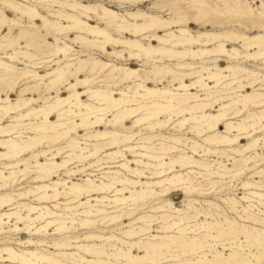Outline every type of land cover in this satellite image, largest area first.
Listing matches in <instances>:
<instances>
[{
	"label": "rangeland",
	"instance_id": "obj_1",
	"mask_svg": "<svg viewBox=\"0 0 264 264\" xmlns=\"http://www.w3.org/2000/svg\"><path fill=\"white\" fill-rule=\"evenodd\" d=\"M5 1L7 0H4V2ZM18 1L27 5H38V9L50 19L57 18L56 13H59L58 11L61 9L72 11L71 8H63L61 7V5L53 1H46L42 3H38L39 1L36 0ZM78 1H82L85 4L101 3L100 0ZM103 1L107 6L124 16H128V13L130 12L142 11L149 15L159 16L168 20L180 19V22L177 23L178 25L172 28L173 30H177L180 26L188 24L192 32L195 34L203 31L221 33L229 32L231 34L230 36L234 38L227 41V45L229 46V48L236 47L238 51L242 52V55H246L244 57L237 58L225 53H215L214 55L210 56L205 53L201 55V57L192 58V56L189 55L186 57H179L172 56L170 55V53H166L164 55L154 51H150L147 53L143 51L142 53L145 54H143L141 58L134 56L121 57L120 55H116L112 52L124 50L123 46L108 44L105 45V47L107 48L106 50H104L102 44L92 43L91 41L95 38L92 34L85 31L80 32L78 30L54 29V27L50 25H44L41 19H37L36 24H33L32 22H30L28 17H22L14 11L8 10L4 6L3 0H1L0 10L6 11L7 15L10 18L18 19L19 22L23 25H12V23L9 21H7L8 24L6 23L2 27L0 25V74L5 75L6 73V81L4 80L3 82H0V98H4L6 93H8L11 103H21L22 98L29 99L31 97L37 98V101L29 104V106H26L24 108H19L18 110H16V113L12 114L11 116L4 115L3 112H0V126L16 123V116L21 113H26V111L30 108L49 104L50 102L57 99L58 96H68L69 94H72L73 88H68L69 84H67L66 81L56 84L55 86H53V88H49L52 87L49 84L51 77L37 79L33 76V74L37 72L41 75H44L58 69L59 67L64 66V64L66 65V63H75L78 61V59H96L98 60L99 64L93 71H89L86 68L75 71V66H71L69 71L70 74H73L69 76V81L76 83V77H78L80 78V82L77 85L78 90L87 91L88 89H95L102 92L114 91L116 93L114 94L116 98L122 97L119 92L120 90H125L129 93V95H132L136 86L135 84L137 82H142L144 83V85H147L150 88H158L161 90L182 93L183 90L177 88L179 85V80L174 79L175 74L173 73H190L192 71L200 70L201 66L213 67L214 65H219L220 67L228 65H239L246 68L247 70L256 72L258 75H252L247 78H241L238 73L233 71H226L224 74L228 75L229 78H232L234 75H236L238 76V79H242V83L249 86L244 88L243 91H239L240 93H245V91L251 92L252 88L254 89L255 87L259 88L256 90L257 92L264 93V58L261 56L258 57V55L254 53L256 49L255 47H244L242 45V42L240 40L236 41L234 37V34L253 36L256 33L263 32L264 27L261 25H264V15L249 16L230 12L228 11L230 9V5L224 4L222 0H206L208 6H211L215 9L211 11L209 9L206 14L199 13L196 8L189 6L181 0ZM238 6L242 8H248L249 6L251 9L264 11V0H239ZM49 10L52 11L49 12ZM85 19L90 21V23L92 24H99L102 27L105 26V23L94 14H90V16L86 17ZM145 19H149V16L142 20ZM62 22L68 23V20L66 21V19H62ZM22 29H24L23 33L26 32L25 34H23L24 36L21 34ZM150 32H157L158 34L163 35L166 33V30L162 27H157L151 29ZM111 33L113 36H121L127 39L139 40L145 47L159 46L157 40L149 41L147 40V38H141L142 35H132L129 31L118 32L116 30H111ZM78 35L84 37L77 38ZM45 40L50 42L51 45L48 46L44 44ZM215 46L216 44H194L192 47L194 50H197L201 48H213ZM58 47L60 48L59 51L57 50ZM167 47H171V45L169 44L167 45ZM176 49H183V47L177 46ZM250 51L255 55L251 54ZM156 53L157 55H155ZM181 64H192L196 68H182L180 66ZM125 66L140 69L139 74L141 77L132 76L131 78L129 77L120 81L125 77ZM12 69H14V71ZM4 70H7L8 72H5ZM197 74L198 73L186 75L185 81L188 84L192 83L196 80L195 76ZM204 75L207 76L205 82H208V84L213 85L216 82H214L211 78H208V73L206 71H204ZM242 75L245 77L248 76V74H246L245 72ZM86 79L89 81L83 82V80ZM250 83L252 84L251 86ZM215 90L216 88L208 90L205 89V87L197 85L192 91L198 92L199 94L201 93L200 97L205 98L211 97V91ZM139 92L144 91L139 90ZM90 95L91 93L87 91L82 95V100L86 103L97 105V100L90 97ZM170 99V97L167 98V100ZM161 102L163 104L171 103V105L173 106H168L169 108L167 109V111L165 110L160 113L159 116L152 117V120L149 118L140 121L139 123L134 122L136 118L140 117L145 112L141 109V111H139L135 116L124 121L123 124L121 122L110 123L109 119L113 118L117 111L124 107L120 109H109L103 114L104 119L97 127H94L93 125H80L81 127L78 126L75 130H72V132L68 135V137L66 136L65 139L61 134V136H59L60 139L58 138L57 140H50L48 142L49 144H47L46 142L39 144L38 149L49 150L47 152V154L49 153L48 156H51L53 153H58L56 159L61 162L63 159H67L66 156L70 151V146L67 145L68 142L72 139H75L80 143L79 148L76 149V155L78 157H74V159H72L64 169L56 171L54 176H51L49 179L46 178L45 181L35 180V172L33 171L34 167H30L27 170V173L26 171L16 173L15 181H12L13 179H9L7 180V185H2L3 182H0V185H2V187H0V194H16L15 197L19 202H25L34 205H44L39 203L38 200L35 199V192L28 193V195H23L21 197H18L17 194L26 192L30 189L35 190L36 186L39 184H46L50 182L52 183L56 180H67L69 181V185H71L73 182L86 184V178L90 177L92 179H95L96 183H100L101 180L104 181L106 179V175L107 177H109L108 175L113 176L115 174V170L120 171V173L116 175L120 178H139L143 181L163 180L165 178L172 177L173 174L181 173V178L184 182L182 181L180 184H173L169 181H165L162 185H153V197L144 198L138 195V191H140L141 188L145 187H142L141 185L134 187L132 185L130 186L125 184V186L128 187V189L126 190V196L130 195V190H132L134 192V198H131L125 204L120 205V209L116 208L115 203L112 200L110 201L106 199L104 203L99 200L91 201V205H93V207H89L87 209H92L95 212L97 208H104L107 210V212L96 213L93 217H91L94 220V223H91L90 225H88V227L81 228L82 226L79 225L81 218L85 217L78 214L79 211L83 210L82 206H79L78 211H74L75 215H73V220H75L74 227L78 228L73 230L72 232L53 235L52 233L54 232L55 228L53 226L49 228L50 230L48 229L47 231L41 232L42 234L45 233V235H41L40 233L39 235L31 236L28 233H24L25 230L19 232H4L0 234V238H3L0 241L5 240L6 242L1 243L0 247L4 245L22 247L21 245H18V241L25 240L29 237L45 240L48 242V244L52 243L53 241H65L71 239L73 247L70 249L60 250L55 248L54 246L51 247V245L49 247L47 245L42 247L39 246L38 249L44 253H48L50 255H54L57 258H60L61 261L66 264H80L79 261L72 262V258H74V256L69 254L60 255L58 253L61 251H77L81 254H85L83 253L84 251L82 249L75 246L76 244H78V242L79 244H103V246L101 245V247H103V249L107 252H116L117 248L125 249L128 247L129 243L123 244L122 242H118L117 240H115V238H122L126 241L141 240L140 243H145L147 240H149L147 239L148 236H151L150 239L152 238V241H156L157 239H153L152 236L174 234L177 236L179 235L178 238L182 236L181 240L183 239L191 242L190 239L194 238V236L199 237V234L201 235L205 232L202 231L200 233H196L192 230H194L195 227L202 226L203 224L206 225L205 223L208 220H212L210 214H214V216L217 217V219L226 226L230 225V223H226L225 218L228 217V219L230 220L235 219L240 223L264 228V225L255 222L252 218L243 220V218L245 217L244 207H247L250 203L255 205L254 207L251 206V209L253 211L250 210L255 216H262V214L259 213L260 211L258 209H264V205H262L261 203L264 202V199L256 195L247 194L246 192H249L250 190L252 191L254 189H245V187L243 186V182L246 181H251L253 184L260 186L264 185V173H256L258 170L262 168L264 169V139H260L258 143L259 145L254 149L245 151V155L237 153L233 150H229L231 149V147L229 146H211L205 141L204 138L212 134L213 132H205L203 131L204 127H202L203 129L200 128V133H198L195 126L200 125V123L195 119L182 122L184 119H186V117H190L189 111L185 109L188 106L189 102L179 103L178 101H176V99H173L171 102ZM253 104L254 103H247L246 106L240 105L239 108L242 110L239 111L235 107H232L228 112L229 117L227 116V118L232 121H238L242 117H245L249 112L259 111L261 108H263V106L261 105ZM133 106L136 107L137 105ZM215 107H217V105ZM73 109H75V107H73ZM181 109H184V111H181ZM214 110L210 109L211 112H217ZM239 112L240 114H238ZM51 118L56 119L57 113H53L51 115ZM33 119L34 116H30L29 120ZM76 120L78 122H81L80 118H77ZM158 122L160 123L156 124ZM18 128L15 131L22 132V139H27L29 135L35 134L34 131L26 129L25 127L19 126ZM104 130L113 131L112 134L114 135H110L111 137L105 138L92 136V134L94 135V133ZM224 130L225 126L224 124H221L219 126V132H223ZM14 135L15 133L10 136H0V139L2 138L4 140H7L9 137H12ZM113 137H116L119 140L117 141L116 145L110 144ZM254 137H264V129L256 133ZM193 141L198 143L199 145L194 146ZM248 141H251V139L243 138L241 139L242 143L238 144L237 146L240 147L242 144L248 143ZM1 146L0 148L2 151L7 150V148H4L3 145ZM96 146L100 147L98 152L94 155H89L90 153L95 151ZM130 146H136V148L128 149V147ZM200 146H210L218 150L224 149L225 151H220L218 153L207 152V150H204L203 147ZM80 148L83 149L81 150ZM120 149L125 154V157L120 154H117L115 156L108 155V153ZM145 153L149 154L150 156H157L159 158H152L142 155ZM30 155L31 154H28L25 157L29 158ZM181 155L186 156V159L184 160L185 164L183 165L177 161ZM244 157L247 158V163L241 164V159ZM126 158L130 160L129 165L132 168L138 169L140 172H142L140 176L132 173L128 169L125 170L126 168L120 166L122 162L127 160ZM32 160H34V158H32ZM41 160L43 162L48 161L47 157H41ZM6 164H8L7 158L0 160V168ZM24 168L25 165L21 164L19 165V168H4V171L7 175H9L11 171L17 172L18 169ZM67 170L76 171L73 174H69ZM162 170L163 172L160 173V171ZM234 173L238 174L236 176H232ZM116 185V188L123 187L119 184ZM166 188H168L167 192L162 193V189ZM261 188V191L264 192V186ZM59 189L63 191V186H59ZM255 190L260 191V189ZM90 194H92V197H102L106 195L110 196L109 198H113V194H115V188L110 189L106 193H97L93 191ZM243 196H247L249 199ZM87 198L88 196L83 193L80 197L79 202L86 201ZM167 199L174 200V202H176L175 205L179 207V209L185 210L188 209V205H192V207L188 209L189 211L191 210L189 213L193 215L195 212L200 211L198 217H186L179 225L173 226V228H163V223L166 222L162 218V214L164 213V211L156 208L159 205L164 204ZM233 199L237 200V202L233 203ZM59 201L60 203L58 204L55 201H50L49 203H47V205L52 206V204L56 203L59 206L57 208L59 212L70 213V211L67 210L66 207L75 206L79 203L76 202L68 205V199L66 197L60 198ZM17 203L18 202H15L12 205L6 204L3 207V210H0V213L8 210L11 207L18 209L22 213H26L25 206L23 204ZM234 207L235 209H233ZM115 210L118 211L113 212ZM173 210L174 209L172 208V210L168 211L173 215L169 217L168 221L170 223H172L174 220H178L179 213L173 212ZM205 213L209 214L208 218L206 217ZM115 214H121L123 216L118 219H114L113 215ZM240 215H242V217H240ZM140 216H145L147 221H150L151 227H148L150 225L146 226L147 228H149L147 233L137 234L133 237L127 236L125 231L135 228L138 224H144L142 222H138L137 225L131 223ZM11 220V222H14L15 218H11ZM21 226L24 227L23 224H21ZM3 227L8 230V224H4ZM180 228H184L185 230L181 232L179 231ZM215 231L214 234H217ZM88 234H97L104 237L114 236V238H112L110 241L99 238L86 239L85 236ZM229 236L230 235H226L222 237L221 240H214L210 236L206 238L207 241H205V238L203 237V241L205 243L213 245L212 248L207 247L203 251L205 253H215V251H218L224 253V255L227 256L232 252V250L242 251L239 249L241 247L246 248L245 250L243 249V251H246L248 253L258 254L257 252H260V249H258L260 247H256L257 245H248V242L244 240L245 237H243V235L235 241L230 238L231 236ZM75 237H79L78 241H75ZM169 240L171 244L169 246L161 248V253L163 255H160L162 260L160 262L158 261V264L179 263L188 261L189 259H198V257L196 256L200 253H195L194 249L197 248L196 245H186L181 247L179 243L181 241L175 240V243L173 242V239L170 238ZM110 243H115L117 245L115 247H112L110 246ZM35 247L36 246H28V248L30 249H34ZM133 251L136 254L145 253L144 250L140 251L137 246L133 248ZM150 253H153L152 250L150 251ZM173 255H175L176 257H172ZM69 256H71L72 258ZM85 256L89 259L92 258L91 255L85 254ZM75 257H77V255H75ZM165 257L166 259L171 258L170 261H164L165 263L162 262L163 260H166ZM208 257L212 258L211 255H209ZM251 258L254 257L252 256ZM120 262L118 264H120ZM262 262H264V257L262 258ZM219 263L223 264L220 261Z\"/></svg>",
	"mask_w": 264,
	"mask_h": 264
},
{
	"label": "bare ground",
	"instance_id": "obj_2",
	"mask_svg": "<svg viewBox=\"0 0 264 264\" xmlns=\"http://www.w3.org/2000/svg\"><path fill=\"white\" fill-rule=\"evenodd\" d=\"M36 1H39L38 3L53 1L61 5V7L63 8L65 7L71 8L72 11H68L66 9H61V10L58 9L59 13H56L57 18L50 19L38 9V5H34V4L27 5L22 2H19L18 0H7L5 2L3 0L4 6L8 10H12L15 13L21 15L22 17H28L30 22H32L33 24H36L37 19L38 20L41 19L44 25H50L54 27V29L56 28L59 30H65V29L78 30L80 32L85 31L87 33L92 34L93 37L95 38L91 42L96 44L97 43L102 44L104 50H106L107 48L105 47V45L108 44H113L115 46H123L124 50L112 52L116 55H120L121 57L134 56L141 58L143 54L150 51L159 52L164 55L166 53H170V55L172 56H179V57H186L189 55L192 56V58L201 57V55L205 53L208 54L209 56L214 55L215 53H221V54L225 53L237 58H241L246 55V54L242 55V52L238 51L236 47L229 48V46L227 45V41L230 39H234L233 37L230 36L231 34L229 32L221 33V32L203 31L195 34L192 32L188 24L184 26H180L177 30H173L172 28L178 25L177 23L180 22V19L168 20L166 18H162L159 16L149 15L142 11L130 12L128 13V16H124L118 13L117 11H115L114 9L110 8L109 6H107L103 0H100L101 3H89V4H85L82 1H78V0H36ZM181 1L188 4L189 6H192L193 8H196L199 13L206 14L209 9L210 11L215 10L211 6H208L206 0H181ZM222 1L224 4L230 5L229 6L230 9L228 10L230 12H234L239 15H249V16L264 15L263 10H254L251 9L249 6L248 8H242L238 6L239 0H230V1L222 0ZM50 11L52 10H49V12ZM90 14H94L96 17L100 18L105 23V26L102 27L99 24H92L90 23V21L86 20L85 18L89 17ZM147 16H149V19L142 20ZM62 19H66V21L68 20V23L62 22ZM7 21L11 22L12 25H23L19 22L18 19L10 18L7 15L6 11L0 10L1 27L4 24H6ZM261 26L264 27V25ZM157 27L164 28L166 30V33L161 35L158 34L157 32H150L151 29ZM111 30H116L118 32L129 31L132 35H142L141 38H147V40L149 41L157 40L159 46L145 47L139 40L127 39L121 36L120 37L113 36ZM21 31H22L21 32L22 35L26 33V32L23 33L24 29H22ZM81 37L84 36L78 35L77 38H81ZM234 37L236 41L240 40L244 47H249V46L255 47L256 49L254 53L258 55V57L261 56L264 58V31L256 33L253 36L234 34ZM44 44L48 46L51 45V43L48 42L47 40H45ZM169 44L171 45V47H167V45ZM194 44L195 45L216 44V46L213 48H205V49L201 48L194 50L192 47ZM177 46L183 47V49L177 50L176 49ZM57 50L59 51L60 48L58 47ZM143 51L145 53H142ZM155 55H157V53ZM98 64L99 62L96 59H78L77 62L66 63V65L64 64V66L59 67L58 69L50 73L41 75L36 72L35 74H33V76L37 79L51 77L49 84L52 87H49L48 85L49 88H53V86H55L56 84L66 81L67 84H69L68 88H73V93L69 94L68 96H58L57 99L50 102L49 104L40 107L30 108L26 111V113H21L16 116V121H17L16 123L0 126L1 137L2 136L5 137L6 135L10 136L13 133H15L14 136L9 137L7 140L6 139L4 140L2 138L0 139V146L3 145L4 148H7V150L5 151H2L0 148V160L4 158H7L8 160V164L0 168V182H3L2 185L4 184L7 185L8 183L7 180L9 179H13L12 181H15L16 173L25 172V171L27 173V170L30 167H34L33 168V171L35 172L34 178L35 180L38 181H45L46 178L49 179L51 176H54L56 171L64 169L66 165L72 159H74V157H78L76 155V149L79 148V144H80L78 141L72 139L71 141L68 142L67 145L70 146V151L66 156L67 159H63L61 162L56 159L58 153L55 154L52 152L53 154L51 156H48L49 153L47 154V152L49 150L47 149L40 150L38 149V145L44 142L49 144L48 142L50 140H54V139L57 140L59 136H61V134L65 139L66 136L68 137V135L72 132V130H75L80 125L81 126L93 125L94 127H97L99 124H101L102 120L104 119L103 114L109 109H120L124 107L118 110L117 113L113 116V118L109 119L110 123L121 122L122 124L124 123V121L135 116L142 109L145 112L140 117L136 118V120L134 121L136 123H139L140 121L149 118L152 120V117L159 116V114L162 113L163 111L165 110L167 111V109L169 108L168 106H173L171 105V103L163 104L161 101L171 102L173 99H176V101H178L179 103L189 102L188 106L185 109L189 111L190 117H186V119H184L182 122L186 120L195 119L200 123V125L195 126L196 131H198V133H200V128L202 127H204V129L203 128L202 129L205 132L207 131L213 132L212 134L204 138L205 141L211 146L212 145L215 147L229 146L231 147V149L229 150H233L237 153L245 155L244 154L245 151L254 149L256 146L259 145L258 144L259 140L264 139V137L262 138L254 137L256 133L264 129V93L257 92L256 90L259 88L256 87L254 89L252 88L251 92L245 91V93H240L239 91H243L244 88L249 86L242 83V79H238V76L234 74L232 78H229L228 75L224 74L226 71H233L238 73L241 76V78H247L249 76L256 75L257 73L254 71L247 70L246 68L239 65L237 66L228 65L224 67H220L219 65H214L213 67L201 66L200 70L192 71L190 73L183 74L182 72H175L173 73L175 74L174 79L179 80V85L177 88L182 89L183 90L182 93L161 90L158 88H150L147 85H144V83L142 82H137L135 84L136 86L132 95H129V93L125 90H120L119 92L122 95V97L120 98H116L114 96V94H116L114 91L102 92L95 89L94 90L88 89L87 91L91 93L90 97L96 99L98 102L97 105H93L91 103H86L82 100V95L85 94L87 91L86 90L80 91L77 89V85L80 82L79 80L80 78L76 77L77 78L76 83L69 81V76L73 74V73L70 74L69 70L71 66H75V71H78L79 69L82 70L85 68L88 69L89 71H93L96 69ZM180 66L182 68H188V69L196 68L192 64L190 65L181 64ZM14 69L12 70L14 71ZM139 71L140 69L138 68L125 66L124 68L125 77L122 78L120 81L129 77L131 78L132 76L139 77L140 76ZM204 71L208 73V78H211L214 82L216 81L213 85H210L208 84V82H205L207 76L204 75ZM244 72L248 74V76L246 77L243 76L242 74ZM196 73H198L195 76L196 80L188 84L185 81V76L188 74L191 75ZM5 75L0 74V82H3L6 79ZM87 81L89 80L87 79L83 80V82H87ZM197 85L205 87V89L208 90H211L212 88H216V90L211 91V97L202 98L200 97L201 93L199 94L198 92L192 91ZM251 85L252 84L250 83V86ZM139 90H143L144 92H139ZM168 97H170L171 99L167 100ZM36 101L37 98L31 97L29 99L22 98V102L20 101L21 103L19 102L11 103L10 96L8 93H6L4 98H0V112H3L4 115L11 116L12 114L16 113V110H18L19 108L21 107L24 108L26 106H29V104ZM247 103H254L253 105L255 104L261 105L263 106V108H261L260 110L258 109L259 111L249 112L245 117H242L238 121H232L229 118H227L228 112L232 107H235L239 111L242 110L239 108V106L240 105L246 106ZM133 105H137V106L135 107ZM216 105L217 107H215ZM73 107H75V109H73ZM210 109L213 110L215 109L214 111L217 112H211ZM181 111H184V109L183 110L181 109ZM53 113H57L56 119L51 118V115ZM238 114H240V112ZM30 116H34V119L29 120ZM77 118H80L81 122H78L76 120ZM159 123L160 122L156 124ZM221 124H224L225 126V130L223 132H219V126ZM19 126L25 127L26 129H30L31 131H34L35 134L29 135L27 139H22L21 138L22 132L15 131ZM112 133L113 131L104 130V131H98L94 133V135L92 134V136H96L98 138L99 137L105 138L114 135ZM243 138L251 139V141H248V143L246 144H242L240 147L237 146L238 144L242 143L241 139ZM117 141L119 140L116 137H113V139H111L110 144L116 145ZM193 143L194 146L199 145L194 141ZM200 147H203V149L207 150V152H213V153L225 151L224 149L218 150L210 146L209 147L200 146ZM263 147H264V142H263ZM134 148H136V146L128 147V149H134ZM80 149L82 150L83 148ZM99 149L100 147L96 146L95 151L90 153L89 155L96 154ZM28 154L31 155L29 158H26L25 156ZM117 154H120L125 157V154L121 149L108 153V155L111 156H115ZM142 155L149 156L152 158H159L157 156H150L147 153ZM41 157H47L48 161L43 162L41 160ZM32 158H34V160H32ZM185 159L186 156L181 155L177 161L183 165L185 164L184 162ZM31 160L34 162H32ZM135 161H140V160H135ZM241 161H242L241 164H245L247 163V158L244 157L241 159ZM129 162L130 160L127 159L126 161L122 162L120 166L126 168L125 170L128 169L132 173H135L136 175L140 176L142 172H140L138 169L132 168L129 165ZM21 164H24L25 168L18 169L17 172L11 171L10 174L7 175L6 172L4 171V168L6 169L15 168V167L19 168V165ZM75 171L67 170L69 174H73ZM162 172L163 170L160 171V173ZM114 173L115 174L113 176L108 175L109 177H107L106 175L105 176L106 179L104 181L101 180L100 183H96V180L90 177L86 178L87 181L86 184L73 182L71 185H69V181L67 180H56L53 181L52 183L50 182L46 184H39L36 186L35 190L30 189L27 190L26 192H21L17 194L18 197H21L23 195H28V193L35 192L36 194L35 199H37L39 203L44 205H34L25 202H19L18 199L15 197L16 194L14 195L11 193L0 194V210H3V207L6 204L12 205L15 202H18L17 204H23L26 208V213H22L18 209H15L13 207L9 208L4 212H1L0 234L10 231L19 232L25 230L24 233H28L31 236H33V235H39L43 231H47L52 226L55 227L54 232L52 233L53 235L72 232L73 230L78 228V227H74L75 220H73V215H75L74 211H78L79 206H82L83 210L79 211L78 214L85 216L84 218H81L79 225L82 226L81 228H84V227H88V225H90L91 223H94V220L91 217H93L96 213L107 212V210L104 208H97L95 212L92 209H87L89 207H93V205H91V201L99 200L102 203H104L105 200L108 199L110 201L111 200L114 201L116 208H119L120 205L125 204L129 199L134 198V192L132 190H130V195L126 196L127 193L126 190L128 189V187L125 186V184L130 186L132 185L134 187H137L138 185L145 187V188H141V190L138 191L139 192L138 195L144 198V197H153L154 195V190L152 189L153 185H159V184L162 185L165 181H169L170 183L173 184H180L183 181V179L181 178L182 176L181 173L173 174V176L170 178H165L163 180H157V181H143L139 178L130 179L125 176H124L125 178L122 177L120 178L116 176L118 173H120L119 170H115ZM256 173H264V169L262 168L258 170ZM237 174L238 173H234L232 176H236ZM243 183L245 189H251V188L254 189L252 191L250 190L249 192H246L247 194L256 195L264 199V192L261 191L262 190L261 187H263L264 185L262 186L256 185L253 184L251 181H246ZM116 184L122 185L123 187L116 188L117 186ZM2 185H0V187H2ZM61 185L63 186V191L59 189V186ZM112 188L113 189L115 188V194H113V198H109L110 196H106V195L102 197H92V194H90L93 191L97 193H104V192L106 193ZM167 189L168 188L162 189L161 192L166 193ZM255 189H260V191H257ZM83 193L86 194L88 198L86 199V201L79 202L80 197ZM62 197H66L68 199L67 202L68 205H71L72 203H76V202L79 203L75 206L66 207V209L69 210L70 213L59 212L57 210V208L59 207L57 204L60 203L59 200ZM243 197L248 198L247 196H243ZM50 201H55L57 204L54 203L52 204V206L47 205V203H49ZM236 202L237 200L233 199V203ZM175 203L176 202H174V200L167 199L164 202V204L159 205L156 208L164 211V213L162 214V218L166 222L163 223V228H171V227L173 228V226L179 225L186 217L191 218L192 216H195V218H197L199 215L200 211L195 212L193 215L189 213L191 210L189 211L188 209L191 208L192 205H188V209L184 210V209H179V207H177ZM261 203L262 205H264V202ZM251 206L254 207L255 205L250 203L247 207H244L245 217L243 218V220H248L252 218L255 222L264 225V209H258L260 211L259 213H261L262 216H255L253 215V212L250 211L252 210ZM172 208L174 209L173 212H177L179 213V215H178V220H174L172 223H170L168 221L169 217L173 215L170 214L168 211L172 210ZM233 209H235V207ZM116 211L118 210H115L113 212ZM205 215L208 218L209 214L205 213ZM122 216L123 215L121 214L113 215L114 219H118ZM210 217H212V220L210 221L208 220L205 223L206 225L203 224L204 226L202 225L199 227L197 223L196 225L198 227H195V229L192 230L195 231L196 233H200L202 231L203 232L205 231L207 233L204 232L201 235L199 234V237L194 236V238L190 239L191 242L183 239L181 240L182 236L178 238L179 235L177 236L174 234L163 235V236H152L153 239H157L156 241H152V238L150 239L151 236H148L147 239L149 240H147L145 243H140L141 240H138L139 241L138 242L137 240L126 241L123 240L122 238H115V240H117L118 242H122L123 244L129 243L128 247L125 249L117 248L116 252H107L106 250L103 249V247H101V245L103 246V244H83V243L79 244L78 242V244H76L75 246L77 248L82 249L84 251L83 253L87 255H91L92 258L89 259L88 257L85 256V254H81L77 251H69V252L61 251L58 254L72 255L74 256V258L69 256L72 258V262L79 261L80 264H118L120 261H121L120 264H158V261L160 262L162 260L160 257V255L162 254L161 248L169 246L171 244L169 239L171 238L174 240V241L172 240L173 242H175V240L181 241L179 242L181 247L186 245L187 246L196 245L197 248L194 249L195 253L197 254L200 253V254L196 256L198 257L197 260L189 259L188 261H183L179 263H165L166 261H170L171 259V258L166 259L165 257L166 260L162 261V262L165 261L164 262L165 264H220L219 261L222 262L223 264H264V262H262V258L264 257V228L258 226H251L245 223H240L235 219L230 220L228 219V217H226L225 219H226V223H230V225L226 226L220 220H218L217 217L214 216V214H210ZM240 217H242V215H240ZM11 218H15L14 222H11L12 221ZM138 222H142L144 224L137 225ZM131 223L137 225L135 228L125 231L126 235L131 237L137 234L147 233L148 229L151 227L150 221H147L145 216H140ZM4 224H8V230H6L5 227H3ZM21 224H23L24 227H22ZM146 226H148L149 228H147ZM183 230L185 229L184 228L179 229V231L181 232H183ZM214 231L217 234H214ZM41 235H45V233L44 234L41 233ZM226 235H230L231 237L230 236L229 237L234 241L243 235V237H245L244 240L248 242V245L250 246L257 245L256 247L259 246L260 248L258 249H260V252H257L258 254L248 253L246 251H243V249L245 250L246 248H241V247L239 249L242 251L232 250V252L229 253L227 256L224 255V253L218 251H215V253L214 252L205 253L203 251L207 247H211V248L213 247L212 244L205 243L203 241V237L205 238V241H207L206 238L210 236L214 240H221V238ZM78 238L79 237H75V241H78ZM85 238L86 239L99 238L110 241L112 238H114V236L104 237L97 234H88L85 236ZM1 239L3 238H0V240ZM5 242H6L5 240L0 241V244ZM18 245H21L22 247H14L12 245H4L0 247V264H66L62 262L60 258H57L54 255H50L48 253H44L40 251L38 247L39 246L42 247L45 245L49 247L51 245V247L54 246L55 248L60 250L70 249L73 247L71 239L65 241H53L52 243L48 244V242L45 240L35 239L33 237H29L25 240H19ZM116 245L117 244L115 243H110V246L112 247H115ZM28 246H36V247L34 249H30L28 248ZM136 246L140 249V251L144 250L145 253L136 254L133 251V248ZM151 250L153 253H150ZM153 250L154 251L158 250V251L154 252ZM75 255H77V257H75ZM209 255H211L212 258H209L208 257ZM250 256L251 257L253 256L254 258H251ZM172 257L175 258L176 256L173 255Z\"/></svg>",
	"mask_w": 264,
	"mask_h": 264
}]
</instances>
